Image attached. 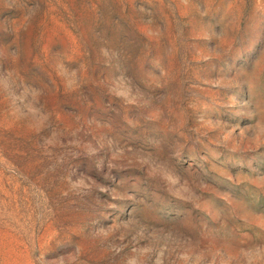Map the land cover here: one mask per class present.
Here are the masks:
<instances>
[{
  "label": "rangeland",
  "instance_id": "1",
  "mask_svg": "<svg viewBox=\"0 0 264 264\" xmlns=\"http://www.w3.org/2000/svg\"><path fill=\"white\" fill-rule=\"evenodd\" d=\"M0 264H264V0H0Z\"/></svg>",
  "mask_w": 264,
  "mask_h": 264
}]
</instances>
